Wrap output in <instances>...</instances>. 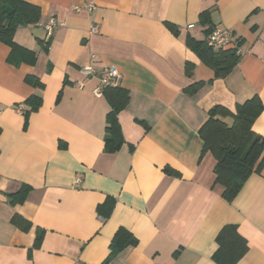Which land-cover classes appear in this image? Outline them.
I'll use <instances>...</instances> for the list:
<instances>
[{
    "label": "crops",
    "instance_id": "crops-1",
    "mask_svg": "<svg viewBox=\"0 0 264 264\" xmlns=\"http://www.w3.org/2000/svg\"><path fill=\"white\" fill-rule=\"evenodd\" d=\"M24 1L39 23L16 29L18 49L0 42V264H102L119 229L137 243L108 264H214L228 225L247 244L237 264H264V164L228 202L199 136L214 107L234 114L256 96L252 130L264 139V0ZM86 2L94 8L73 10ZM215 28L239 50H213L239 57L221 78L185 44ZM84 65L116 68L126 91L115 153L104 151L110 103Z\"/></svg>",
    "mask_w": 264,
    "mask_h": 264
},
{
    "label": "trees",
    "instance_id": "trees-1",
    "mask_svg": "<svg viewBox=\"0 0 264 264\" xmlns=\"http://www.w3.org/2000/svg\"><path fill=\"white\" fill-rule=\"evenodd\" d=\"M40 11L37 7L24 0H0V42L13 50L18 49L13 43V35L18 27L35 26L40 21ZM174 34V26L166 25ZM186 46L209 67L215 77L226 76L237 64L239 57L233 51H213L207 47L205 41H196L187 37ZM48 42L45 44L47 47ZM33 78L26 80L37 85ZM110 103L111 111L106 116V136L104 151L115 153L122 145L123 139L117 121V114L124 108L127 101L126 91L119 88L103 90ZM40 98L28 100L31 106L25 113L36 111L40 106ZM263 110L258 97L236 105L235 113L223 107H214L208 114L207 121L199 130L202 140L201 156L209 152L215 159L214 184L222 186V197L232 202L239 193L249 176L258 174L264 164L262 152L264 139L252 130L254 121ZM230 117L232 123L228 125L222 119ZM108 209V210H107ZM107 210V211H106ZM106 211V212H105ZM98 215L108 217L110 208L104 203L97 208ZM42 241V234L35 237L34 248H38ZM136 239L124 229H119L109 245V254L104 263L108 264L118 253L127 247L136 245ZM217 249L212 256L214 264H237L247 251L246 241L237 233L234 225L225 226L216 237Z\"/></svg>",
    "mask_w": 264,
    "mask_h": 264
},
{
    "label": "built area",
    "instance_id": "built-area-1",
    "mask_svg": "<svg viewBox=\"0 0 264 264\" xmlns=\"http://www.w3.org/2000/svg\"><path fill=\"white\" fill-rule=\"evenodd\" d=\"M94 8L92 2H86L82 6H76L73 8L75 12H79L81 10L90 11ZM57 23L50 19L44 26V33H45V41L52 36L54 29L56 28ZM91 33L96 32V27L93 26L90 29ZM207 47L211 48L212 50H235L237 54H239V50L237 49V42L234 41L232 34L227 31H222L218 28H215L207 37L206 39ZM95 58V56H92ZM81 72L84 76H97L99 80V85L93 89L92 93L99 97L102 96L103 90L106 88H114L116 87L117 79L119 78L118 71L116 68L109 66L101 69L100 71H95L90 66H83L81 68Z\"/></svg>",
    "mask_w": 264,
    "mask_h": 264
}]
</instances>
